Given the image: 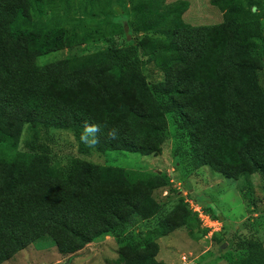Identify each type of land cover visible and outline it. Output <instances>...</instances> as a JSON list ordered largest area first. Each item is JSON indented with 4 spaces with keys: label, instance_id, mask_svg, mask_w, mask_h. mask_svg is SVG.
Here are the masks:
<instances>
[{
    "label": "trees",
    "instance_id": "obj_1",
    "mask_svg": "<svg viewBox=\"0 0 264 264\" xmlns=\"http://www.w3.org/2000/svg\"><path fill=\"white\" fill-rule=\"evenodd\" d=\"M134 1L129 25L143 41L72 54L41 66L38 57L74 44L75 34L64 35L40 20L48 12L55 18L62 11L69 15L70 0H0V264L45 238L61 253L81 250L107 231L103 214L126 200H137L133 214L140 220L161 210L149 194L137 195L135 180L121 168L98 167L78 158L56 167L49 146L37 141L52 128L72 130L82 154L94 147L148 154L153 144L165 140L171 116L178 132L197 144L195 138L201 136L205 145L200 146L208 152H228L221 172L228 173L230 163L241 171L247 164L264 176L262 157L248 148L250 131L242 127L249 120L264 129L262 64L255 52L263 30L262 1L248 0L246 8L242 0H211L225 11L230 38L224 26L186 22L188 0ZM120 28L125 30L123 23ZM159 34L163 37H156ZM93 35L91 30L81 42ZM145 62L156 64L166 80L148 83L142 73ZM213 86L228 109L225 116L209 102ZM228 115L237 126L226 134ZM24 128L35 137L22 151ZM213 133L219 136L217 143ZM229 137L235 144L225 150ZM126 186L130 195H115ZM109 190L112 196L103 194ZM204 212L218 220L213 209ZM131 217L122 224L130 223ZM143 244V251L126 264H161L152 244ZM243 248L246 256L237 264H264L262 243Z\"/></svg>",
    "mask_w": 264,
    "mask_h": 264
},
{
    "label": "rangeland",
    "instance_id": "obj_2",
    "mask_svg": "<svg viewBox=\"0 0 264 264\" xmlns=\"http://www.w3.org/2000/svg\"><path fill=\"white\" fill-rule=\"evenodd\" d=\"M188 1L190 7L184 13L186 22L193 26H224V32L232 37L225 11L212 5L211 0ZM261 1V8L256 11L261 12L263 30L261 40L255 42V52L262 64L259 84L264 89V0ZM134 2L70 0L69 15L65 16L62 11L55 18L48 12L40 18L41 24H54L64 35L75 34L74 44L38 57L37 63L49 65L72 54L89 55L106 47L122 48L143 41L144 36L136 34L129 25L133 20ZM242 3L248 7V0H242ZM122 23L124 31L120 28ZM91 30L94 35L82 43ZM142 73L148 83L166 80V74L154 63L145 62ZM220 93L213 86L209 102L218 107L221 116H225L228 109L219 99ZM218 102H222L220 106ZM217 118L214 117L213 123ZM236 126L230 115L225 117L223 129L226 134L236 130ZM242 127L250 131V137L246 139L248 148L253 147L251 151L258 152L264 163V129L249 120L242 123ZM31 136L24 128L19 150L26 149L28 140L35 137ZM212 138L216 143L219 141L218 134L213 133ZM195 139L198 144L187 134L178 132L171 116L165 140L153 144L155 148L148 154L125 149L100 151L96 147L90 153L82 154L72 130L52 128L49 133H42L37 141L49 146L56 167H63L78 158L98 167L121 168L128 178L135 180L137 195L149 194L160 203L161 210L149 220H140L133 214V201L137 200H126L117 210L103 214L107 231L92 238L81 250L61 253L50 238H45L1 264H126L143 251V242L152 244L161 264H237L246 256L243 247L252 242L264 246V176L247 164L241 171L239 166L230 163V171L221 172L225 161L223 156L228 152L221 154L216 149L208 152L207 148L200 146L205 145L204 139L201 136ZM148 143L146 147H149ZM234 144L231 137L223 143L225 150ZM214 147L217 144L214 143ZM125 193L130 195L128 186L115 195ZM103 194L112 196L113 191ZM204 209H213L218 222L209 220L203 214L206 213ZM129 215H132L131 222L122 224Z\"/></svg>",
    "mask_w": 264,
    "mask_h": 264
},
{
    "label": "built area",
    "instance_id": "obj_3",
    "mask_svg": "<svg viewBox=\"0 0 264 264\" xmlns=\"http://www.w3.org/2000/svg\"><path fill=\"white\" fill-rule=\"evenodd\" d=\"M199 212H200V210H199ZM203 212H204V211H203ZM200 213H201L200 215L202 216V212H200ZM203 214H204L205 216H207V218H208L209 220L211 219L212 221L218 222V220H214V219H212L211 216L208 215L207 213H203Z\"/></svg>",
    "mask_w": 264,
    "mask_h": 264
}]
</instances>
